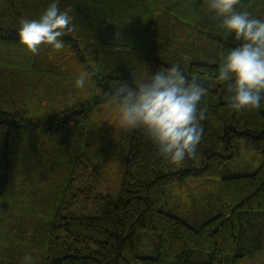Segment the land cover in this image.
Returning a JSON list of instances; mask_svg holds the SVG:
<instances>
[{
    "label": "trees",
    "instance_id": "1",
    "mask_svg": "<svg viewBox=\"0 0 264 264\" xmlns=\"http://www.w3.org/2000/svg\"><path fill=\"white\" fill-rule=\"evenodd\" d=\"M49 2L0 0V264H21L25 253L34 264H246L264 254V108L228 107L217 68L240 42L220 30L206 0H60L73 17L64 48L32 54L18 41V21L38 18ZM236 10L264 19V0H239ZM182 28L213 52L189 53L192 41L175 53L170 36ZM172 64L205 89L196 156L165 163L141 132L125 131L121 169L105 167L119 141L105 127L106 94L145 66L150 76ZM83 69L95 75L78 89ZM240 147L259 165L221 174ZM111 171L120 183L101 193ZM190 178H218L219 192L183 194L165 209V187Z\"/></svg>",
    "mask_w": 264,
    "mask_h": 264
},
{
    "label": "clouds",
    "instance_id": "2",
    "mask_svg": "<svg viewBox=\"0 0 264 264\" xmlns=\"http://www.w3.org/2000/svg\"><path fill=\"white\" fill-rule=\"evenodd\" d=\"M60 0H50L36 19L18 21V41L32 54L41 45L54 51L64 48L63 37L71 31L72 8L63 10ZM239 0H206L218 27L239 41L220 56L216 79L229 82L228 107L236 112L264 108V19L248 11H237ZM94 72L80 70L73 81L83 89ZM205 89L195 80L189 81L179 65L156 70L148 78L124 82L117 80L106 94L103 108L114 113L121 130L139 131L155 147L168 164L180 166L186 158L196 156L203 135L198 109ZM21 264H34L31 253H25Z\"/></svg>",
    "mask_w": 264,
    "mask_h": 264
},
{
    "label": "rangeland",
    "instance_id": "3",
    "mask_svg": "<svg viewBox=\"0 0 264 264\" xmlns=\"http://www.w3.org/2000/svg\"><path fill=\"white\" fill-rule=\"evenodd\" d=\"M165 33V32H164ZM165 36L168 35L164 34ZM174 39V44L172 46L175 47V44L178 43V46L175 49V53H179L180 47L183 44L184 47H188L191 42H194L193 49L191 48L190 52L195 51L197 48H203L206 47L207 49L203 52V57H207V55L211 54L214 50V45L211 43H208L207 40L201 36L200 34H196L194 32H190L188 29H179L175 31V34L173 36H170ZM192 46V44L190 45ZM201 46V47H200ZM196 47V48H195ZM179 48V49H178ZM178 49V50H177ZM198 49V50H199ZM185 57V60H189V54L186 50V53L183 54ZM209 59V58H206ZM148 66H145L134 79L133 81L138 80L140 78H148ZM105 127H108V132L110 131V134L108 137H115L119 141L115 146H112L109 149V158L105 164V167L112 166V163L116 162L118 169H121V164L123 159L120 157L122 156L123 149L121 144L123 142V134L121 132H125L124 130H121L116 119L114 116V113H112V118L107 121V124ZM239 143H242V141H239ZM60 146L63 147L64 153L67 154L70 151L71 145L69 146V149H66V147L63 145L64 143H59ZM121 144V145H120ZM128 145V144H127ZM127 153V147L126 152ZM260 156L256 153H252L243 147L238 149V153L236 157L229 160L226 165L222 169L221 174L226 173H244V172H251L253 171L260 163ZM59 161H67L68 156L63 155L59 159ZM123 169V167H122ZM122 171V170H121ZM113 171L109 173V175L105 178L102 177L104 180L103 186L100 188V192H106L108 189V192L113 193L116 190L117 185L120 183V176L119 178H113ZM219 179L213 178V179H204V178H190L185 179L184 181L180 183H173L165 187V195H164V204L165 209H175L177 206L175 204H180L181 201L180 195L186 194V195H193L196 192H204V193H210L215 195V193L219 192ZM200 195V194H199ZM68 201V199H66ZM97 208V204H93ZM78 206L83 208V211H90L91 208L86 204H78ZM186 207V205H184ZM75 209V208H74ZM8 260V259H7ZM244 263L246 264H264V254H259L253 259H244Z\"/></svg>",
    "mask_w": 264,
    "mask_h": 264
}]
</instances>
